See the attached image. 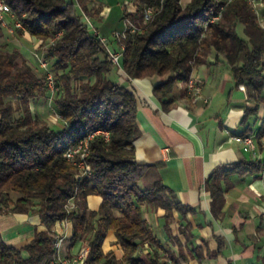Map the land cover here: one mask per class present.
I'll return each instance as SVG.
<instances>
[{"label":"trees","instance_id":"16d2710c","mask_svg":"<svg viewBox=\"0 0 264 264\" xmlns=\"http://www.w3.org/2000/svg\"><path fill=\"white\" fill-rule=\"evenodd\" d=\"M90 1L5 0L22 23V32L44 47V59L60 87L52 98L60 125L36 117L30 107L37 98H49L45 75H37L25 61L19 63L17 51L0 52V214H37L45 226L22 250L6 246L0 236V264L49 263L56 255L52 227L60 221L71 222L72 242L87 241L83 264H185L184 250L200 261V249L183 247L176 237L164 247L145 217L144 208L151 207L167 227L174 211L184 217L192 209L160 181L147 189L139 186L149 165L135 160L134 143L141 136L138 101L111 79L117 68L86 23L97 15L88 7ZM129 1L135 12L128 15L123 9L121 20L129 17L138 30L127 31L120 41L125 79L167 76L153 86L152 94L168 111L176 100L191 96L186 84L192 72L214 53L229 67L234 87L243 85L256 103L245 109L241 123L256 113L264 91V28L247 1L232 0L222 11L221 0H190L185 6L180 0ZM149 8L153 14L144 20ZM3 36L0 27V39ZM94 131L107 132L108 137L96 134L89 141L86 162L91 174L80 178L64 154ZM262 134L264 126L256 138ZM262 169L264 163L249 160L212 172L204 189L212 199L214 217L231 186L227 177L258 176ZM88 196L101 198L96 211L87 210ZM109 232L123 252L119 261L113 252L103 251ZM178 234L189 242V223L179 224ZM144 245L150 250L141 255Z\"/></svg>","mask_w":264,"mask_h":264},{"label":"crops","instance_id":"0c3cea01","mask_svg":"<svg viewBox=\"0 0 264 264\" xmlns=\"http://www.w3.org/2000/svg\"><path fill=\"white\" fill-rule=\"evenodd\" d=\"M112 2L91 0L88 7L98 12L86 23H93L101 36L110 37L109 45L118 51L111 35L122 27L114 18L121 19L123 8L112 6ZM257 16L264 28V2ZM8 24L12 26V19L8 18ZM11 51H17L19 63L25 61L34 71L35 63L38 64L35 55H44L41 41L22 31L10 34L4 29L0 52ZM226 66L211 53L206 63L196 67L190 77L199 81L202 98L181 97L168 111L163 110L152 94L153 86L167 76L128 80L123 77L121 69L114 70L111 76L114 82L131 91L138 101L136 119L141 136L134 143L135 160L149 165L139 183L144 187L140 188H150L154 182L160 181L182 205L192 209L184 217L174 211L173 221L165 227L159 211L144 208L145 217L164 247L170 246L176 237L183 247L200 249V261L184 250L185 264H264V169L258 176L246 173L227 177L231 186L223 194L224 204L217 218L211 212L212 199L204 189L207 177L223 167L249 160L264 163V134L256 138L264 126V91L256 113L247 116L242 124L245 109L254 108L256 103L247 97L245 88L234 87L230 69L227 66L228 74ZM34 102L30 103L33 113ZM48 122L56 123L53 117ZM245 129L255 141V149L247 153L234 140V137L242 136ZM100 202V197L88 196L87 210L96 211ZM187 223L193 238L185 243L184 237L178 234V226ZM43 231L45 226L37 214H0L1 239L15 250L25 248L36 233ZM52 232L57 235V240H62L58 253L61 257L72 258L88 248L85 239L72 242L71 222H56ZM149 250V246L144 245L139 254L145 255ZM217 250L216 256L210 255ZM103 251L113 252L118 261L122 258L123 252L116 245L112 232L104 240ZM22 256L27 257V253L23 251Z\"/></svg>","mask_w":264,"mask_h":264},{"label":"built area","instance_id":"2783aa9c","mask_svg":"<svg viewBox=\"0 0 264 264\" xmlns=\"http://www.w3.org/2000/svg\"><path fill=\"white\" fill-rule=\"evenodd\" d=\"M190 0H188L189 2ZM232 0H221L222 4L220 7V11L223 10V8L230 3ZM247 3L252 7L254 12L258 14L259 7L262 5V0H245ZM187 2V3H188ZM123 9L126 11L128 15L134 14L135 12V6L134 3L127 0L125 1L123 5ZM153 14L152 9H147L145 11V18L144 20H148L151 15ZM219 15L212 18L210 22H213L214 20L218 19ZM8 18L12 19V26L8 24ZM124 23V29L123 31H115L111 35V39L115 41L118 45V51L113 50L111 48L110 39L101 36L97 31L93 30L92 27H88L91 31H93L94 35H96L101 43L107 48L108 54H109V60L110 62L117 68L121 69V56L123 52V45L121 44V39L125 37L126 32L134 33L138 29L137 27L132 23L131 19L129 17L123 18ZM0 27L3 29H6L10 34H14L18 30H23L22 23L17 19L14 12L9 8V6L6 4L5 0H0ZM52 42V41H50ZM35 58L38 61L39 68L43 70L45 73V82L48 88L49 92V100H52V98L60 91V87L55 83L53 75L50 70V63L44 59V55L41 57L35 55ZM186 88L188 93L194 97V98H202V88L200 86V83L196 79L190 78L189 81L186 84ZM239 88L241 90H244V86L240 85ZM204 103H207L206 99H203ZM56 120L60 119V116L56 114L55 116ZM96 134H102L105 139L108 137V133L104 131H94L89 133L84 139L80 140L79 143L74 147L66 150L64 156L68 162L71 163L76 169L77 174L80 178H88L91 174L89 165L86 162V158L88 156V148H89V141L93 138ZM234 140L242 145L244 152H251L255 149V141L252 136L250 135H242V136H236L234 137ZM73 205L71 204L69 209H72ZM62 240H57L54 244L55 249V257L47 264H83L84 261L87 258L88 255V248L82 249L78 255L72 258L68 257H61L58 255L59 249L61 247Z\"/></svg>","mask_w":264,"mask_h":264},{"label":"rangeland","instance_id":"374dc122","mask_svg":"<svg viewBox=\"0 0 264 264\" xmlns=\"http://www.w3.org/2000/svg\"><path fill=\"white\" fill-rule=\"evenodd\" d=\"M125 1H127V0H113L112 6L117 7V5H118V7L121 9V8H123V5H124ZM180 2H181L182 6H185L187 4V1H184V0H180ZM77 9H78V14L81 15V11L79 10V8H77ZM91 12H93V9L91 10ZM115 19H118L117 23L120 25L119 27L122 26L119 31H123V29H124L123 21L120 19V17L119 18L118 17L114 18V20ZM87 26L88 27H92L93 30L96 31V29L94 28L93 23L92 24L88 23ZM109 38L110 37H108V39ZM39 53H40V51H39ZM34 66L36 68L35 72H36L37 75H45L43 70H41L39 68L37 62L35 63ZM226 68H227V73L229 74V69H228L227 66H226ZM46 98L47 97L37 98V99L34 100L36 102L33 101L34 103L32 104V108H33V111H34V115L36 117L42 119V120L47 121V122L49 121L50 117H53L54 121H56L55 124L59 126L60 125V121H59V119L56 120V118H55L56 113H55V109H54V106H53V102H52V100H47ZM13 103L15 105L16 102H13ZM48 123L51 124L50 122H48ZM51 125H54V124H51ZM140 187L141 188L144 187V184H141Z\"/></svg>","mask_w":264,"mask_h":264}]
</instances>
